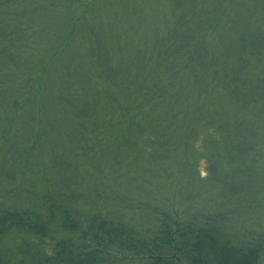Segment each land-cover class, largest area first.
Masks as SVG:
<instances>
[{
    "label": "trees",
    "instance_id": "obj_1",
    "mask_svg": "<svg viewBox=\"0 0 264 264\" xmlns=\"http://www.w3.org/2000/svg\"><path fill=\"white\" fill-rule=\"evenodd\" d=\"M12 1L38 4L41 56L14 93L32 59L11 48L31 36L0 27V264H260V245L163 206L139 218L80 208L71 163L110 165L122 186L177 167L228 196L237 154L243 164L264 143V0H176L173 21L120 0Z\"/></svg>",
    "mask_w": 264,
    "mask_h": 264
},
{
    "label": "rangeland",
    "instance_id": "obj_2",
    "mask_svg": "<svg viewBox=\"0 0 264 264\" xmlns=\"http://www.w3.org/2000/svg\"><path fill=\"white\" fill-rule=\"evenodd\" d=\"M36 1L34 0V2ZM141 1L143 0H120V4L133 5L135 7L145 5L146 8L151 6L153 9H158L157 13L164 15L161 20H174V18L169 17V14L174 10L173 7L176 5V0H149L147 3L140 4ZM13 2L12 0H0V27H3L2 36L5 34H9L11 37L25 35L28 38L31 36L30 39L17 43L16 47L19 46V48H11L12 51L22 52V47H24L26 52L20 57L27 60V62L32 59V61L30 60L32 62L31 66L29 63L27 65L26 63H21L20 67L14 70L15 77L13 79L17 82V85L16 87L12 86V88L15 89L14 93L21 95L28 85L25 76L29 72L33 73L39 66L41 38L32 36L34 33L36 35V30H38V25L36 26L34 22V20L39 21V17L37 18L34 13L37 12L38 4L32 6L36 8L31 12L29 10L25 11V6L21 4L22 1L12 4ZM25 12L26 14H24ZM31 15L32 25L29 26L26 19ZM12 19H15V22H10ZM259 20L264 24L263 18H259ZM8 23H10L9 26L5 27V24ZM29 44L30 47L28 48ZM3 72L6 73L8 71L3 70ZM4 79H0V82L3 83L0 85V92L4 91L5 93L7 91L9 93L10 83H6L7 81ZM33 86V88H36V82H33ZM36 93L37 91L35 90L32 92L33 102L36 100ZM40 94L39 92L38 95L40 96ZM19 99L15 101L18 104L22 103ZM12 102L11 98L10 103ZM3 105L0 104V106ZM2 115L3 112L0 107V125L3 127ZM18 138L23 140L21 136ZM247 152L250 156L243 164L238 162L237 154V169L235 173L240 176L231 180L228 196L223 194L218 187L215 188V183L206 181L194 185L188 184V180L185 178L179 179V174L176 172L177 167L174 168L173 173H170L169 169L162 170L161 180L151 182L152 179L146 176L139 182L122 186V177L118 176L117 181L110 165H106L104 170H102L100 165L94 164L93 168L86 172L83 169L85 163H82L80 158H76L79 171L71 161L70 163L76 171L77 184L74 185L78 187L75 188L77 189L76 193L81 191L84 195V198L78 201L80 208L87 210L91 206H96L105 211H121L122 209L124 211H132L139 218L140 216H145L154 206H163L171 211L174 216L197 219L202 224H208L234 243L260 245L263 249L260 264H264V143L259 148L256 146L255 149L249 148ZM108 159L110 158L108 157ZM111 160L108 162H111ZM145 167V165L142 168L133 165L128 167V171L132 168H135L134 170L136 171H143L142 169ZM120 168L124 170L126 166L120 164L118 173L121 172ZM201 170H204L203 164L201 165ZM42 171L47 172V176H51L49 169ZM163 176L169 180H166ZM1 177L4 178L2 183H5L6 178L4 176ZM6 177L8 178V176ZM126 181H129L128 177ZM156 185L158 193L154 190ZM117 191L119 194L115 193Z\"/></svg>",
    "mask_w": 264,
    "mask_h": 264
}]
</instances>
